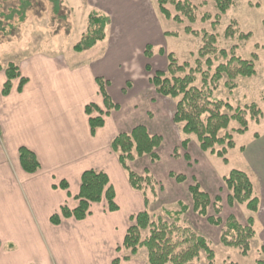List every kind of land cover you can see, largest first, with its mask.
<instances>
[{"label": "rangeland", "instance_id": "374dc122", "mask_svg": "<svg viewBox=\"0 0 264 264\" xmlns=\"http://www.w3.org/2000/svg\"><path fill=\"white\" fill-rule=\"evenodd\" d=\"M190 2L195 7V21L190 22L181 15L182 20L177 23L160 13L155 0H0V63L4 67L21 57L22 53L33 52H51L86 63L91 72L107 81L108 95L119 106L108 114L109 123H113L118 133L144 125L150 134L162 137L156 149L157 160L143 155L130 163L136 173H148L153 178V189L150 186L145 188L146 209L151 219L156 220L158 216L168 219L165 210L178 209L180 201L191 207L188 186L195 180L211 200L215 196L220 197L222 219L233 214L244 224L252 216L255 237L250 242L248 254L242 256L239 250L220 243L221 226L211 225L205 217L191 209L182 216L181 224L207 238L215 254L214 264H256L257 260L264 259V218L259 213L250 212L244 204L228 206V191L223 176L231 169L246 172L253 183L255 195L260 197L261 189L252 172L249 155L264 146V0H232L233 4L220 15L215 28L212 22L217 10L213 0ZM166 7L172 15L177 14L172 5ZM94 10L110 17L105 38L90 48L82 46L81 51H77L73 46L81 42L88 15ZM187 26L197 35L186 33L184 28ZM228 26L235 30L234 36L225 35ZM165 32H176L177 36L165 35ZM204 32L216 35L217 49L229 51L235 47V54L248 60L256 55L253 76L238 77L237 86L232 91L227 90L223 86L224 80H221L214 91L216 98L227 100L233 107L255 103L263 112L259 123L251 121L244 134L234 132L238 128L235 121H231L228 128L220 133L231 134L236 146L226 153L228 164L216 155L202 151L195 135L181 131V125L172 121L177 99L157 94L150 83L155 70L166 69V58L159 54L160 48L165 53H173L179 63H188L187 70L194 68L198 50L203 45ZM246 33L250 36L239 37ZM146 44L152 48L151 58L143 55ZM203 61L204 58L201 59V68L206 70ZM224 61L221 58L214 60L210 73L219 62ZM146 65L150 66L149 71ZM195 85L201 86L200 74L196 75ZM257 134L261 138L254 139ZM184 139H189L186 149L181 147ZM238 146L247 147L246 155L239 151ZM184 153H188V160L183 157ZM169 172L184 175L185 180L177 182L169 176ZM139 195L142 211L144 200L141 192ZM126 199L125 196V203ZM209 212L212 213V209ZM126 223L127 226L132 224L128 219ZM125 253L124 250L116 251L115 258L120 259ZM199 262L206 264L203 253ZM119 264H148L145 249L140 248L129 261L121 260Z\"/></svg>", "mask_w": 264, "mask_h": 264}, {"label": "crops", "instance_id": "0c3cea01", "mask_svg": "<svg viewBox=\"0 0 264 264\" xmlns=\"http://www.w3.org/2000/svg\"><path fill=\"white\" fill-rule=\"evenodd\" d=\"M13 62L27 82L18 92L15 79L3 96L5 74L0 71V264H112L126 220L141 211V197L110 149L118 133L110 116H103L104 125L90 133L85 106L103 110L96 82L100 75L86 63L51 52L22 53ZM20 146L36 154L37 172L22 170ZM238 149L246 155L247 147ZM249 158L261 189L255 215L264 218V146ZM88 169L108 175L118 210L109 212L104 201L91 203L85 219L61 218L52 224L50 217L60 214L61 206L77 205L80 175ZM62 180L67 189L59 186Z\"/></svg>", "mask_w": 264, "mask_h": 264}, {"label": "trees", "instance_id": "16d2710c", "mask_svg": "<svg viewBox=\"0 0 264 264\" xmlns=\"http://www.w3.org/2000/svg\"><path fill=\"white\" fill-rule=\"evenodd\" d=\"M160 13L165 18H172L175 22H181V15L190 22L195 21L194 5L190 0H155ZM217 10L215 21L212 27L215 28L220 15L225 13L233 4L232 0H213ZM172 5L177 14L172 15L166 5ZM110 24V17L96 10L89 13L87 18V28L82 33L81 42L73 46L77 51H81L82 46L90 48L98 41L105 38V29ZM230 26V25H229ZM227 27L226 36H234L235 30ZM186 33L197 35V32L190 27H185ZM165 35L177 36L176 32H165ZM250 33L240 34V38H247ZM202 47L198 50V59L195 60V67L189 64L179 63L177 57L169 52L165 53L162 48L159 54L165 55L166 69L155 70L150 79L157 94L163 97L177 99L175 103L172 121L181 125V131L184 134H193L199 143L202 151L219 157L223 163H228L226 153L229 149L235 147L231 134L225 131L231 121L238 124L234 130L237 134H244L249 123L258 124L262 118L263 112L255 103L244 106L233 107L227 100L219 99L214 96V91L219 87L221 80H224L223 86L232 91L236 88V79L238 77H251L255 74L253 54L250 60L243 59L235 54V47L229 51L221 48L217 49L216 35L204 32L202 34ZM143 55L146 58L152 57V48L149 44L144 46ZM204 58L206 70L201 68V59ZM225 59L219 62L212 69L214 60ZM5 74L1 94L6 96L12 87L15 79H19L17 91L21 92L27 78L20 75L19 69L13 62H8L4 67L0 63V71ZM146 70L150 66L146 65ZM201 75V86H196V75ZM99 91L103 99L104 110L97 108L95 104H87L85 113L88 117V124L91 135L104 125L103 116L108 115L111 110H117L118 104L113 102L106 91L105 82L102 78L96 77ZM97 114L94 115L93 112ZM162 137L158 134H150L144 125H136L129 131L117 133L110 142V149L116 155L119 165L124 171L130 187L141 192L144 200V210L130 216L132 222L125 230L122 243L116 248V251L124 250L126 253L122 258H114L112 264H119L121 260L129 261L135 256L140 248H144L147 255L148 264H201L200 256L205 255L206 264H214L215 254L210 247L206 237L200 235L189 226L182 225V216L189 210L193 211L213 226H221L219 241L223 246L239 250L242 256H246L250 249V242L255 237L253 228L254 218L249 216L246 223L242 224L233 215L229 214L224 219L221 217L220 197L215 196L211 200L209 194L203 190L198 182L193 180V184L188 186V192L191 197V207L180 201L179 208L173 211L165 210L168 219L158 216L152 220L146 209L148 203L146 198V187L153 189V178L148 173L138 174L131 167L130 163L136 158L148 155L151 160L158 159L156 149L160 146ZM189 139L181 142V147L186 149ZM219 147V148H216ZM175 150V149H174ZM183 157L188 160V153ZM18 159L22 170L33 174L40 169V163L36 154L25 146L18 148ZM177 182H183L185 176L169 172ZM224 185L228 191L226 201L228 206L235 204H244L252 213L259 209V198L255 196L253 183L246 172L239 169H231L229 173L223 176ZM59 186L67 189L65 181H61ZM77 205L69 209L66 205L60 207V214H53L50 222L58 225L61 218L72 217L75 220H83L90 214L91 203L105 202L109 212L118 210L115 201V191L109 183L108 175L101 170L88 169L80 175V187L78 194L74 197ZM212 209V213H210ZM146 232L144 235L143 233ZM256 264H264V259L257 260Z\"/></svg>", "mask_w": 264, "mask_h": 264}]
</instances>
